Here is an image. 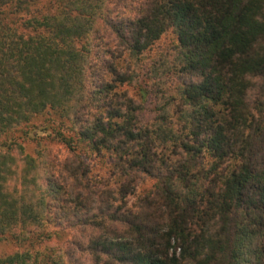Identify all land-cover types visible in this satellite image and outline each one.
<instances>
[{
    "label": "trees",
    "instance_id": "trees-1",
    "mask_svg": "<svg viewBox=\"0 0 264 264\" xmlns=\"http://www.w3.org/2000/svg\"><path fill=\"white\" fill-rule=\"evenodd\" d=\"M1 136L0 264H264V0H0Z\"/></svg>",
    "mask_w": 264,
    "mask_h": 264
},
{
    "label": "rangeland",
    "instance_id": "rangeland-1",
    "mask_svg": "<svg viewBox=\"0 0 264 264\" xmlns=\"http://www.w3.org/2000/svg\"><path fill=\"white\" fill-rule=\"evenodd\" d=\"M168 39H171V34L166 32L156 43L162 44L166 42ZM122 88L126 89L128 95H131L133 90L130 86L123 85ZM40 121V118L37 120ZM11 137L10 135H8ZM6 137L1 136L0 141H3ZM17 141L21 142V149L24 154H29L32 157H35L38 153L42 155V153H47V157L52 159V162L55 164L59 163L64 158L68 157L67 148L63 143L59 140L51 137V133L44 134L41 136L33 137V138H25V136H19ZM39 154V155H40ZM90 160L88 161L89 166V174L93 178H103L109 182L110 186L115 185L117 177L112 176L109 170V158L106 156L99 157L97 155L91 156ZM111 175V177L109 176ZM148 181H144L139 183V185L134 189L133 193H140L142 190H145L149 186ZM133 193L126 196L124 198V202L126 205H129L133 199ZM50 228V227H49ZM53 231H57L56 236H52L49 240L44 241L39 246H52V250H47L48 252H53L54 250L58 251L60 256V264H76L80 261L82 264H91L88 257L84 254H78L70 250L69 252L66 250L67 241L69 239V230L68 229H54L51 228ZM26 244L23 245V247ZM21 248L19 245L13 243L9 239L0 238V257L9 255L15 251H20ZM68 252V253H67ZM74 262V263H73Z\"/></svg>",
    "mask_w": 264,
    "mask_h": 264
}]
</instances>
